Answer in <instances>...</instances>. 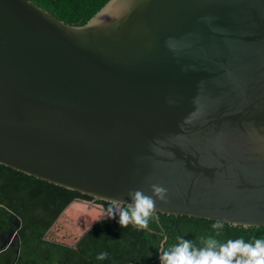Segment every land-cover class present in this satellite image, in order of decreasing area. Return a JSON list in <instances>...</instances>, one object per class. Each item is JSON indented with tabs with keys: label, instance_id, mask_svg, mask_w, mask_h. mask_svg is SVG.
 <instances>
[{
	"label": "water",
	"instance_id": "95a60500",
	"mask_svg": "<svg viewBox=\"0 0 264 264\" xmlns=\"http://www.w3.org/2000/svg\"><path fill=\"white\" fill-rule=\"evenodd\" d=\"M0 164L264 226V0H108L81 25L0 0Z\"/></svg>",
	"mask_w": 264,
	"mask_h": 264
},
{
	"label": "trees",
	"instance_id": "16d2710c",
	"mask_svg": "<svg viewBox=\"0 0 264 264\" xmlns=\"http://www.w3.org/2000/svg\"><path fill=\"white\" fill-rule=\"evenodd\" d=\"M30 1L66 23L81 25L108 0ZM73 200L94 199L0 164V229L13 231L19 239L16 260V247H9L0 252V264H148L151 248L159 247V257V250L176 244L177 237L191 240L197 247L203 246L201 238L209 236L221 243L228 239L243 238L251 242L255 238H264V226L245 227L221 221L224 226L217 230L212 225L218 220L156 211L149 219L147 229L138 230L129 224L130 230L123 238L117 236L125 229L117 223L118 217L97 220L72 246L46 238L52 224ZM95 202L104 212L109 205L104 200L96 199ZM109 226H115L114 232L93 251L94 243L85 239L96 234L97 228L103 231ZM110 239L113 240L110 242ZM105 245L109 248L105 251L107 257L98 260L96 255Z\"/></svg>",
	"mask_w": 264,
	"mask_h": 264
},
{
	"label": "clouds",
	"instance_id": "9594fccd",
	"mask_svg": "<svg viewBox=\"0 0 264 264\" xmlns=\"http://www.w3.org/2000/svg\"><path fill=\"white\" fill-rule=\"evenodd\" d=\"M149 188L151 195L141 189L129 190L128 203L110 199L105 218L118 217L122 228L132 224L138 230L147 229L149 219L156 211V201H166L168 191L158 184H150ZM223 226V222L217 221L212 228L219 230ZM201 239L203 246L197 247L191 240L177 237L176 244L159 250L160 264H264V238H255L251 242L243 238L228 239L223 243L212 236ZM106 257L107 253L101 252L96 258L104 260Z\"/></svg>",
	"mask_w": 264,
	"mask_h": 264
},
{
	"label": "rangeland",
	"instance_id": "374dc122",
	"mask_svg": "<svg viewBox=\"0 0 264 264\" xmlns=\"http://www.w3.org/2000/svg\"><path fill=\"white\" fill-rule=\"evenodd\" d=\"M101 208L102 206L96 203L95 200H76L75 202H72V204H70L52 224L48 233L46 234V238L64 243L68 246H72L88 230L91 224L105 217V212ZM115 226L117 225L115 224ZM115 226L105 227V230L103 231L100 228H97L96 234L98 232V236L93 233L85 239L88 242L94 243L93 251L99 248L100 245L104 244V242L114 232ZM129 230L130 226H127L124 229V232L117 236L123 238L127 234V232H129ZM111 240L113 239H110L109 241L111 242ZM16 241L17 240L15 235L12 236L10 247H12L13 249L16 247ZM158 248L159 247L155 246L148 252V264H160L158 259ZM108 249V246L105 245L103 248H101L98 254L101 252H105Z\"/></svg>",
	"mask_w": 264,
	"mask_h": 264
},
{
	"label": "crops",
	"instance_id": "0c3cea01",
	"mask_svg": "<svg viewBox=\"0 0 264 264\" xmlns=\"http://www.w3.org/2000/svg\"><path fill=\"white\" fill-rule=\"evenodd\" d=\"M0 206H2V205H0ZM91 227H92V226H91ZM91 227H89L88 230H89ZM0 230H1V229H0ZM1 232L4 233V234L1 233L2 239H1V241H0V252L3 251V250H5V249H7V248H9V247L11 246L10 242H12V236H14V232H13V231H10V230L7 229V228H6V229L3 228V229L1 230ZM12 234H13V235H12ZM118 235H119V234H118Z\"/></svg>",
	"mask_w": 264,
	"mask_h": 264
},
{
	"label": "flooded vegetation",
	"instance_id": "af4514ba",
	"mask_svg": "<svg viewBox=\"0 0 264 264\" xmlns=\"http://www.w3.org/2000/svg\"><path fill=\"white\" fill-rule=\"evenodd\" d=\"M95 222H96V221H95ZM95 222H94V223H95ZM94 223H93V224H94ZM93 224H91L90 227H91ZM1 233H2V232H1V230H0V241H1V239H2ZM2 234H4V233H2Z\"/></svg>",
	"mask_w": 264,
	"mask_h": 264
}]
</instances>
